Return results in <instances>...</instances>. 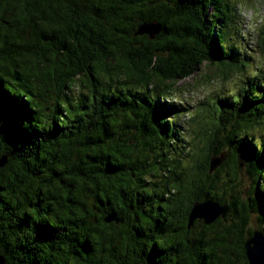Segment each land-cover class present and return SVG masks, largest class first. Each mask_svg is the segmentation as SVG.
I'll list each match as a JSON object with an SVG mask.
<instances>
[{
    "label": "trees",
    "instance_id": "trees-1",
    "mask_svg": "<svg viewBox=\"0 0 264 264\" xmlns=\"http://www.w3.org/2000/svg\"><path fill=\"white\" fill-rule=\"evenodd\" d=\"M239 5L0 0L4 264H248L252 213L264 234V26L244 34ZM207 65L242 86L191 107L211 134L186 136L176 94ZM207 201L225 218L190 227Z\"/></svg>",
    "mask_w": 264,
    "mask_h": 264
},
{
    "label": "rangeland",
    "instance_id": "rangeland-1",
    "mask_svg": "<svg viewBox=\"0 0 264 264\" xmlns=\"http://www.w3.org/2000/svg\"><path fill=\"white\" fill-rule=\"evenodd\" d=\"M240 5V17L242 18L245 28H243L244 34H248L250 37L255 38L257 31L264 26V3L261 0H237ZM216 68L214 66H205L202 70L198 72V74L190 80L183 82L181 84V91L176 94V103H179L182 107L190 109V114H183L180 117V131L183 130L184 135H190L191 129H195L196 131L203 130V135L205 133L211 134V125L208 126L205 124L204 127L199 128L192 124L190 118L195 117V113L193 114L194 109L191 107L198 106L200 103H207L206 99L211 101L212 97L216 94H222L228 91H237L241 86V79L236 75L232 74L228 77V81L223 82L220 80L213 81L212 79L216 78ZM244 85V84H243ZM210 103H208L209 105ZM208 107V106H207ZM209 127V128H208ZM205 128H208L204 131ZM264 133V129L262 131H257L254 136L255 138H260ZM185 137V136H184ZM187 139V138H186ZM220 140V137L218 138ZM221 142V141H220ZM219 142V143H220ZM216 143V147H220L221 144ZM246 176L244 170L241 173V176ZM241 177V189L244 193H249L252 190V185L248 182L246 177ZM245 197V196H244ZM245 199V198H244ZM251 204V202L249 203ZM262 225L258 220L257 214H251L248 229L253 231L262 230Z\"/></svg>",
    "mask_w": 264,
    "mask_h": 264
},
{
    "label": "water",
    "instance_id": "water-1",
    "mask_svg": "<svg viewBox=\"0 0 264 264\" xmlns=\"http://www.w3.org/2000/svg\"><path fill=\"white\" fill-rule=\"evenodd\" d=\"M161 31V25L158 23L144 24L139 28V35H148L152 40ZM223 159H214L211 164V170L219 167ZM7 158L0 160V168L4 167ZM243 159H241V167H243ZM228 207L220 206L212 201L204 203H196L189 216V225L192 226L195 220H201L205 225L209 226L219 218H225ZM112 218H109V220ZM108 220V221H109ZM245 253L248 264H264V234L262 230H255L251 237L245 241ZM0 264H4L3 258H0Z\"/></svg>",
    "mask_w": 264,
    "mask_h": 264
},
{
    "label": "flooded vegetation",
    "instance_id": "flooded-vegetation-1",
    "mask_svg": "<svg viewBox=\"0 0 264 264\" xmlns=\"http://www.w3.org/2000/svg\"><path fill=\"white\" fill-rule=\"evenodd\" d=\"M178 210H176V212H177ZM161 214H163V213H161V211L160 212H157V213H155V215L157 216V217H162L161 216Z\"/></svg>",
    "mask_w": 264,
    "mask_h": 264
},
{
    "label": "clouds",
    "instance_id": "clouds-1",
    "mask_svg": "<svg viewBox=\"0 0 264 264\" xmlns=\"http://www.w3.org/2000/svg\"><path fill=\"white\" fill-rule=\"evenodd\" d=\"M262 3H264V0H261Z\"/></svg>",
    "mask_w": 264,
    "mask_h": 264
},
{
    "label": "bare ground",
    "instance_id": "bare-ground-1",
    "mask_svg": "<svg viewBox=\"0 0 264 264\" xmlns=\"http://www.w3.org/2000/svg\"><path fill=\"white\" fill-rule=\"evenodd\" d=\"M170 101V100H169ZM166 103V102H165Z\"/></svg>",
    "mask_w": 264,
    "mask_h": 264
}]
</instances>
